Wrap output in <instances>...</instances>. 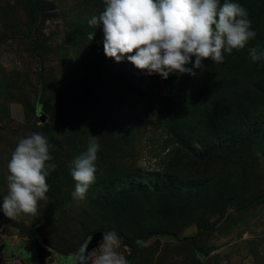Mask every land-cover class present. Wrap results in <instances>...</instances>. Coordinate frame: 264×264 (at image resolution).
<instances>
[{
	"label": "rangeland",
	"instance_id": "374dc122",
	"mask_svg": "<svg viewBox=\"0 0 264 264\" xmlns=\"http://www.w3.org/2000/svg\"><path fill=\"white\" fill-rule=\"evenodd\" d=\"M230 2L257 34L234 73L205 60L165 80L106 57L102 28L87 39L103 0H0V264H33L38 247L45 264H64L98 229L127 240L167 231L133 253L121 239L129 264H264V60L247 51L264 48V0ZM33 132L57 168L37 215L10 218L7 164ZM91 135L96 180L77 202L70 164ZM226 197L237 204L220 211Z\"/></svg>",
	"mask_w": 264,
	"mask_h": 264
},
{
	"label": "clouds",
	"instance_id": "9594fccd",
	"mask_svg": "<svg viewBox=\"0 0 264 264\" xmlns=\"http://www.w3.org/2000/svg\"><path fill=\"white\" fill-rule=\"evenodd\" d=\"M104 8L87 23L95 29L87 34L93 41L102 28L106 57L117 63L125 58L148 75L195 76L194 69H204V61L224 62V53L245 49L256 37L247 10L237 2L224 0H103ZM253 62L264 60L259 44L247 48ZM194 58V63H193ZM192 64V67L187 65ZM43 133L33 132L20 138L7 164V195L2 210L7 217L38 213L41 201L48 199L47 177L57 165ZM100 144L91 135L85 152L70 164L75 182L72 199L82 202L95 182ZM135 243L143 247L144 241ZM121 238L115 230L106 231L98 250L86 245L76 253L75 264H129L120 251Z\"/></svg>",
	"mask_w": 264,
	"mask_h": 264
},
{
	"label": "trees",
	"instance_id": "16d2710c",
	"mask_svg": "<svg viewBox=\"0 0 264 264\" xmlns=\"http://www.w3.org/2000/svg\"><path fill=\"white\" fill-rule=\"evenodd\" d=\"M242 54H245V51L243 52V50H233V52L231 53V57L232 58H228L226 59L223 63H220L219 66L217 67V70H218V74H221L223 76H229L230 74L234 73V65L236 64V55L237 57H240ZM231 202L233 205H236L237 204V198L235 197H226L223 199L222 203H221V207H220V211H223L224 208H225V205L227 203ZM212 227V225H209L207 228H204L202 232H207L208 230H210ZM111 231V230H109ZM168 234L166 230L164 229H159V230H154V231H151L149 232L148 234L146 235H143L141 236L139 239L144 241L145 238L148 236V235H159V234ZM120 238L122 240H124L128 245L129 247L131 248V253L135 252V250L139 247L135 241L136 240H127L125 239V237H123L122 235H119ZM22 256H26L27 257V253H22Z\"/></svg>",
	"mask_w": 264,
	"mask_h": 264
},
{
	"label": "water",
	"instance_id": "95a60500",
	"mask_svg": "<svg viewBox=\"0 0 264 264\" xmlns=\"http://www.w3.org/2000/svg\"><path fill=\"white\" fill-rule=\"evenodd\" d=\"M104 232L105 231L103 229H98V230L88 234L85 237L81 246L86 245L87 249L89 251H91L98 244V242L102 239V234ZM3 246H4V244L0 243V250L2 249ZM78 251H75V252L69 254L66 257V262L64 264H75V262H76V255L75 254L78 253ZM36 253H37L36 257H34V259H33V264H45L44 259L47 255V251L42 247H38L36 250Z\"/></svg>",
	"mask_w": 264,
	"mask_h": 264
},
{
	"label": "flooded vegetation",
	"instance_id": "af4514ba",
	"mask_svg": "<svg viewBox=\"0 0 264 264\" xmlns=\"http://www.w3.org/2000/svg\"><path fill=\"white\" fill-rule=\"evenodd\" d=\"M28 254V253H27ZM29 256L32 258V260L34 259V256H32V253L29 254ZM33 263V262H32Z\"/></svg>",
	"mask_w": 264,
	"mask_h": 264
}]
</instances>
